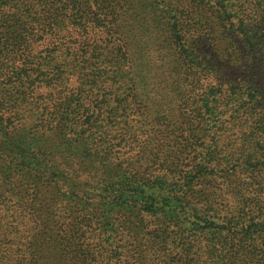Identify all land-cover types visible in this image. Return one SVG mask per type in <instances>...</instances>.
<instances>
[{"label": "trees", "instance_id": "16d2710c", "mask_svg": "<svg viewBox=\"0 0 264 264\" xmlns=\"http://www.w3.org/2000/svg\"><path fill=\"white\" fill-rule=\"evenodd\" d=\"M263 166L264 0H0V264H264Z\"/></svg>", "mask_w": 264, "mask_h": 264}, {"label": "rangeland", "instance_id": "374dc122", "mask_svg": "<svg viewBox=\"0 0 264 264\" xmlns=\"http://www.w3.org/2000/svg\"><path fill=\"white\" fill-rule=\"evenodd\" d=\"M202 45H203L204 50H206L208 52L211 50L209 48L210 45L208 43H206L205 41H204V43ZM222 65H224L223 67L225 68L224 69L225 71L223 73L228 78L237 77L239 74L241 75L244 72V71H242L241 69H239L237 67H234V66H231V65H226L225 63H221V66ZM252 95H253V93H252ZM235 130L238 132L237 138H235V140L241 145V142H240L241 140L238 137V136L241 137V132L237 128H235ZM237 139H239L240 141L237 140ZM231 141H233V139H231ZM237 172H238V174H240V176L242 178L248 179V180H245V181H248V184H246V188L248 189V194L249 195L258 194L259 190H257L256 183H254V186H250L249 183H253L254 177L256 175L264 176V166L261 167V168H258L256 170V172H254V173L250 172V171H247V173L245 174L244 171L242 169H240L239 167L237 168ZM147 245H146V249L148 251V254L143 252V255H163V253H161V250L164 249L163 248V243H160L159 241H157V242L155 241V242L151 243L149 246H147ZM143 248H145V247H143Z\"/></svg>", "mask_w": 264, "mask_h": 264}]
</instances>
